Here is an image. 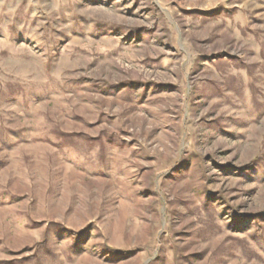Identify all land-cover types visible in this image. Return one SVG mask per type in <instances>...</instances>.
Listing matches in <instances>:
<instances>
[{
    "label": "rangeland",
    "instance_id": "1",
    "mask_svg": "<svg viewBox=\"0 0 264 264\" xmlns=\"http://www.w3.org/2000/svg\"><path fill=\"white\" fill-rule=\"evenodd\" d=\"M43 1L12 16L0 264H264V0Z\"/></svg>",
    "mask_w": 264,
    "mask_h": 264
},
{
    "label": "crops",
    "instance_id": "2",
    "mask_svg": "<svg viewBox=\"0 0 264 264\" xmlns=\"http://www.w3.org/2000/svg\"><path fill=\"white\" fill-rule=\"evenodd\" d=\"M18 4L19 0H0V99L3 98L4 93H6L5 98H11L13 89L9 86L23 81L21 79L24 77H21L23 73L20 72V68L32 59L18 53L20 24L17 21V15L14 19L12 17L18 13ZM40 4L43 5L44 1L40 0ZM33 57L32 60H36L34 55ZM39 64L42 69V63ZM5 86H7L6 89Z\"/></svg>",
    "mask_w": 264,
    "mask_h": 264
},
{
    "label": "trees",
    "instance_id": "3",
    "mask_svg": "<svg viewBox=\"0 0 264 264\" xmlns=\"http://www.w3.org/2000/svg\"><path fill=\"white\" fill-rule=\"evenodd\" d=\"M5 264H13V263H5Z\"/></svg>",
    "mask_w": 264,
    "mask_h": 264
}]
</instances>
